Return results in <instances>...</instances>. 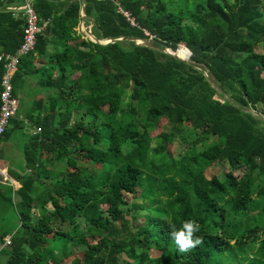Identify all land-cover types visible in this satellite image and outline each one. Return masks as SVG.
<instances>
[{"label": "trees", "instance_id": "1", "mask_svg": "<svg viewBox=\"0 0 264 264\" xmlns=\"http://www.w3.org/2000/svg\"><path fill=\"white\" fill-rule=\"evenodd\" d=\"M12 3L0 0L5 53L24 26ZM81 3L94 38L124 40L89 41ZM31 4L46 25L11 79L14 96L24 85L32 91L2 139L23 121L33 133L20 148L24 171L10 175L19 184L17 226L0 234L10 242L0 264H60L73 248L81 253L73 264H219L234 246L256 242L245 264H264V0ZM178 45L186 62L161 52ZM161 120L171 128L150 137ZM183 124L210 139L203 148L215 147L214 161L228 167L223 178L195 171L192 149L172 159ZM141 184L150 198L133 205L127 199ZM187 220L200 224L204 243L181 253L170 224Z\"/></svg>", "mask_w": 264, "mask_h": 264}, {"label": "rangeland", "instance_id": "2", "mask_svg": "<svg viewBox=\"0 0 264 264\" xmlns=\"http://www.w3.org/2000/svg\"><path fill=\"white\" fill-rule=\"evenodd\" d=\"M13 6H18L17 2L12 3ZM15 14H19V12H15ZM89 28V27H88ZM87 28V30H88ZM84 34V33H83ZM85 36V34H84ZM259 52H262L261 48L258 49ZM177 54V53H176ZM26 86L24 85L20 90L16 92V98L18 101V108L16 112V116H19L21 112L24 110L25 105L27 103V95H26ZM20 129L10 130L6 139L1 142L0 145V170L3 171L6 175H13L15 173L19 174L24 171L22 164V155L21 151L19 153L14 152L13 148L5 150L2 148V145L14 146L18 142V146L23 145L24 140L28 136V130H31L29 125H23L20 123ZM163 128L170 129L171 125L167 122L161 120L157 130L149 133L150 137L158 134ZM182 136V139L176 138L171 141V145L169 147V151L171 153V157L173 160L177 161L183 155L185 150H194V157L198 161V164L193 166L195 171H201L202 175L209 179L212 176H215L218 179L223 178L225 172H227L228 167L225 163L219 164L216 163L213 159V156L216 152L215 147H209L204 149V146L210 143V139L203 136L202 133L197 132L194 136L192 134L191 128L187 124H183L179 133ZM20 141V142H19ZM156 144V139H152L150 146L154 147ZM21 147V146H20ZM161 168L166 169L168 166L161 165ZM239 172H233L232 177H237ZM255 176V174L253 175ZM144 184L137 185L135 189V199L132 201V197H128V202H133V205L144 206L147 204L149 200V196L146 194L140 193L143 189ZM7 188L0 185V234L9 233L12 229H15L17 226V216L14 208V196L13 193H6ZM140 194V198H136ZM122 211L124 213L129 212V207L127 205L123 206ZM194 212L196 216H200L202 214V208L195 206ZM82 226L81 223H79ZM136 224H141L140 221H136ZM264 237V235H263ZM262 237V238H263ZM1 242V241H0ZM258 243H245L240 246H234L231 249L230 254H224V257L220 260L221 264H245L248 262V258L254 255ZM73 253L66 257L60 264H73L75 262L79 263L81 260V253L78 252L77 249L73 248ZM151 256H154L155 253L151 252ZM5 257L0 253V263H3ZM216 263V258L212 260L211 264ZM219 263V261H218ZM219 263V264H220Z\"/></svg>", "mask_w": 264, "mask_h": 264}, {"label": "built area", "instance_id": "3", "mask_svg": "<svg viewBox=\"0 0 264 264\" xmlns=\"http://www.w3.org/2000/svg\"><path fill=\"white\" fill-rule=\"evenodd\" d=\"M17 2L18 6L8 7L11 10L20 12L24 19V26L22 29L20 43L12 53H5L0 51V64L2 73L0 76V141L3 137L4 131L8 127V122L13 118L17 112L18 101L12 94L11 79L21 59L33 51L36 36L44 29L46 21H40L32 7V0H12ZM118 11L125 17L130 25H133L127 12ZM7 175L0 170V180L5 181ZM10 245L9 236L2 239L1 248Z\"/></svg>", "mask_w": 264, "mask_h": 264}, {"label": "clouds", "instance_id": "4", "mask_svg": "<svg viewBox=\"0 0 264 264\" xmlns=\"http://www.w3.org/2000/svg\"><path fill=\"white\" fill-rule=\"evenodd\" d=\"M170 237L174 240L179 252L186 253L204 243L202 237L196 235L200 231V224L195 220L184 221L179 229L170 224Z\"/></svg>", "mask_w": 264, "mask_h": 264}, {"label": "water", "instance_id": "5", "mask_svg": "<svg viewBox=\"0 0 264 264\" xmlns=\"http://www.w3.org/2000/svg\"><path fill=\"white\" fill-rule=\"evenodd\" d=\"M84 16H85V15H84V5H83V3H81V7H80V22H79V28H80V30H81L82 32H84L85 37H86L89 41H91V42H93V43H97V44H99V45H107V44H113V43H115V42H119V41L124 40V38L103 39V40H98V39L94 38V37L90 34L89 30L85 29L84 26H83ZM127 40L132 41V42H135L136 45H142V46H145V47L152 48V46H151L148 42L143 41V40H134V39H127ZM179 46H180V45L177 46V48H176V50H175L174 53L171 52V51H169V50H167V49H166V50H161V52H162V53H165V54H167V55H170V56H172V57H174V58H176V59H178V60H180V61L186 62V61L188 60V58H187L186 60H183V59L178 58V57L176 56V54H175L176 51L178 50ZM182 46H183V45H182ZM183 48L188 52V57H189V55H190L189 51H188L184 46H183ZM203 75L206 76L205 73H203Z\"/></svg>", "mask_w": 264, "mask_h": 264}, {"label": "crops", "instance_id": "6", "mask_svg": "<svg viewBox=\"0 0 264 264\" xmlns=\"http://www.w3.org/2000/svg\"><path fill=\"white\" fill-rule=\"evenodd\" d=\"M13 7H15V6H13ZM7 9H9V8H7ZM11 10V9H10ZM14 11V10H13ZM16 12V11H15ZM18 12V11H17ZM17 72V70L14 72V74ZM13 74V75H14ZM26 86V89H27V91H26V95H28V93H30L31 91H32V88L31 87H29V86H27V85H25ZM31 94V93H30ZM38 96H36V98H37ZM22 124L23 125H29L27 122H25V121H23L22 122ZM30 126V125H29ZM31 127V126H30ZM32 134L33 132H32V128H31V130H28V135L29 134ZM28 137V136H27ZM27 137H26V139H27ZM26 139L24 140L25 142H26ZM3 141V139H1V141H0V145H1V142ZM20 142V141H19ZM24 142V143H25ZM14 146H9V145H2V148L3 149H5V150H8V149H10V148H13V151L14 152H17V153H19V151H20V146H18V142L16 143V144H13ZM1 149V148H0ZM22 173V172H21ZM0 185H2L3 187H5V188H7V192L6 193H13L16 189H18V187H19V184L10 176V175H7V179L5 180V181H2V180H0ZM13 230V229H12ZM8 235H6L5 237H7ZM5 237H3V238H5ZM2 238V239H3ZM2 239L0 240L1 242H0V249H1V245H2Z\"/></svg>", "mask_w": 264, "mask_h": 264}, {"label": "bare ground", "instance_id": "7", "mask_svg": "<svg viewBox=\"0 0 264 264\" xmlns=\"http://www.w3.org/2000/svg\"><path fill=\"white\" fill-rule=\"evenodd\" d=\"M177 53V54H176ZM176 56L180 59L186 60L188 58V52L183 48L182 45L179 46L178 50L176 51Z\"/></svg>", "mask_w": 264, "mask_h": 264}]
</instances>
